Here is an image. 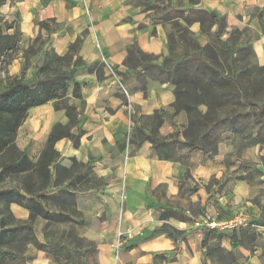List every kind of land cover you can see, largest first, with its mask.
Segmentation results:
<instances>
[{
  "label": "crops",
  "instance_id": "0c3cea01",
  "mask_svg": "<svg viewBox=\"0 0 264 264\" xmlns=\"http://www.w3.org/2000/svg\"><path fill=\"white\" fill-rule=\"evenodd\" d=\"M12 2L13 5L10 6V1L8 9H14L19 14L18 32L24 48L35 39V20L53 19L60 30L51 31L50 34L41 31L43 37L49 39V49L63 57L68 53L69 45L80 38L82 43L78 56L87 67L96 65L91 71L86 70L85 66L77 69L74 80L80 84L79 95L73 97L72 88L65 96L57 94L58 97L51 101L30 109L29 117L23 121V125L32 132L29 138L33 143L24 152L35 163L52 127L56 123L66 125L67 122L65 112L54 110L53 102L68 97L69 103L77 109L80 124L71 133L76 135L80 132L78 145L74 146L68 138L54 144L59 158L51 167L50 184L42 194L56 200L59 196L73 195L74 209L79 215H71L69 221H57L48 228L46 220L41 217L32 223L35 239L40 244L60 243L61 252L70 253L71 260L58 256L50 247L37 250L30 245L27 253L32 255L21 264H71L74 257L77 264H155L157 257L166 259L157 264H202L199 243L204 230L193 227L192 219L195 217H190L186 211L188 208L182 210L190 218L189 222L184 223L173 218L161 221L159 215L149 213L147 209L177 210L180 209L175 204L178 201L198 203L199 207L207 209V200L213 196L211 191L208 193L204 189L213 176L221 177L225 171L222 163L228 154L225 145L219 143L218 152L211 159L198 152L192 154L188 165H185L160 160L149 142L141 143L136 148L141 158L135 163V179L143 185L138 189L141 202L145 198L149 202L138 213V218L129 221L127 229L119 223V218L124 215L120 202L127 201V182L131 170L127 163L116 164V160L122 151L119 147L121 141H124L125 147L130 143L128 129H131V138L136 134L135 123L132 122L134 116H151L157 110L171 112L170 105L174 102V87L171 83L149 76L148 70L142 66L134 69L126 63L129 47L135 45L143 54L154 57L150 64L162 66L169 56L167 46L171 28L170 22L163 19L164 16L179 10L186 16L193 10L217 14L221 11L219 0ZM261 3L264 0H255L253 7L258 9ZM224 19L225 34L222 40L229 38V32L240 31L243 27L239 15L225 14ZM188 30L200 46L208 43L209 39L201 33L198 22H193ZM216 30V26L211 29L212 32ZM83 31L84 35L81 34ZM261 51H264V45H257L255 54L258 57ZM187 168L191 175L188 180L192 185L196 184L197 191L180 197L178 185L183 181ZM92 181L96 184H91ZM160 188L165 193L167 204L158 202L160 198L156 192ZM219 199L222 201L224 198ZM42 204L49 213L67 214L57 202ZM219 206L227 211L223 203ZM8 211L20 222H26L30 214L27 208L16 203L8 205ZM127 215L131 216V213ZM164 222L182 232L175 242L163 234H149L156 225ZM72 230L77 236L69 240ZM11 264L18 263L13 261Z\"/></svg>",
  "mask_w": 264,
  "mask_h": 264
},
{
  "label": "trees",
  "instance_id": "16d2710c",
  "mask_svg": "<svg viewBox=\"0 0 264 264\" xmlns=\"http://www.w3.org/2000/svg\"><path fill=\"white\" fill-rule=\"evenodd\" d=\"M43 1V0H42ZM4 0H0V6ZM215 12L193 10L190 15L186 16L183 11H174L169 15L164 16V20L170 22L171 28L168 33L169 56L165 58L162 66H154L153 64L144 65L140 59L135 58L137 55L142 58H150L151 56L143 54L135 45L129 50L126 63L130 67L142 66L144 69L151 71L152 68L157 69V78H161L165 82L173 85L174 102L170 105L171 112L164 110L154 111L151 116H141L140 118L149 121L150 131L143 132V129H136V135L131 138V143L136 148L143 142L147 141L151 144L152 150H155L156 156L160 160L174 161L181 164L188 165V159L193 153H200L203 157L211 159L218 152V144L221 143V136L228 131L230 119H238L239 115L229 114L227 111H236L243 107L247 102V96L244 93L243 87L239 79L235 76L232 65L235 64L234 56L239 48L231 47V44L236 40L232 39V35H239L240 31L229 32L230 39H223L225 34V19L220 17L219 23L215 18ZM47 21L54 22L53 19ZM198 22L200 31L205 34L209 41L205 46H200L195 36L188 30V26ZM42 25V22H40ZM216 26L217 30L212 32V27ZM7 29H11L8 27ZM41 30L46 28L41 27ZM18 36L19 32L17 30ZM8 36L10 38L14 37ZM4 39L5 36L1 35ZM40 40L36 38L35 41ZM82 40L79 38L74 43L69 45L68 53L63 57L56 55V59L60 61H72L77 55V46ZM49 43V40H48ZM217 49H224L227 53V68L221 69L219 62H217L215 54ZM180 51V54L178 53ZM4 51V46L0 45V52ZM32 47L29 46L25 52H31ZM153 60V59H152ZM84 65L81 57L74 60L71 69L57 72L54 75L44 78H36L26 81L23 78L13 77L9 80L8 86L3 91H0V157L7 156V162L0 163L2 172L12 173L14 175H22L23 180H27L28 184L22 189L15 191V198L10 195H5L7 210L8 205L16 203L20 207L27 208L30 211L29 218L26 222H20V230L33 231L32 223L37 217L46 220V228L57 221H69L70 216L77 215L74 209L75 202L73 195L59 196L57 200L48 198L42 193L48 188L51 177V167L59 158V153L54 150V144L61 139H70L74 146L78 145V137L80 132L76 135L71 133V130L78 127L79 120L77 119V109L69 104V98L63 97L53 102V108L57 111H64L67 117L66 125L56 123L47 137V141L43 150L40 152L37 161L33 163L24 152H20L15 145V136L19 124L23 122L28 116L30 109L38 105L49 102V99L55 98L57 94L65 96L69 88H72V95L76 97L80 92V84L74 80L75 71ZM96 67V65L93 66ZM252 77V76H251ZM38 85V87H36ZM194 93L208 94L211 98L214 108L209 112H202L197 114L192 109V104L186 103L181 106V101H188L193 98ZM184 114L186 124L182 126L181 139L183 141L169 139L167 137L159 138L157 136L158 129L165 123V117L173 118ZM176 147H183L185 153L176 158H172L171 151ZM190 171L187 168L184 179L178 185V193L180 197L184 195H192L196 193L197 189L187 188L184 190L188 193H181L183 183L190 179ZM23 192L24 195L21 193ZM28 196V197H26ZM47 201L54 204L57 202L62 210L70 208L67 214L49 213L43 207L42 202ZM192 207H198L197 211H188L190 217H197L204 212L201 211L198 203H191ZM186 211L180 209L164 210L159 214V220L167 221L173 218L179 222H189L190 218L185 214ZM9 212V211H8ZM11 214V213H10ZM12 215V214H11ZM14 229L11 233H16ZM205 232V231H204ZM208 233H218L216 230L208 231ZM70 234V233H69ZM156 234H163L174 242L178 237H181L182 232L176 230L173 226L163 223L160 228L152 232V236ZM74 239V238H73ZM32 245L37 250H44L50 247L55 254L63 256L66 260H71L70 253H62L60 250L61 244L58 242H47L40 244L35 236H31ZM176 250V247L175 249ZM226 253V252H225ZM227 255L230 252L226 253ZM9 253H5L0 249V264H3ZM15 261L14 258L11 263ZM166 261V260H164ZM24 262V259L20 261ZM232 264V263H228Z\"/></svg>",
  "mask_w": 264,
  "mask_h": 264
},
{
  "label": "rangeland",
  "instance_id": "374dc122",
  "mask_svg": "<svg viewBox=\"0 0 264 264\" xmlns=\"http://www.w3.org/2000/svg\"><path fill=\"white\" fill-rule=\"evenodd\" d=\"M9 3L10 6L13 5L12 0H4L0 6V33L6 37L0 38V45L4 46V51L0 52V91L7 88L9 80L13 77L30 81L71 69L74 60L79 58L78 54L82 42L77 46L75 59L70 62L57 60L56 54L49 49V39L41 34V27L55 32L60 30V26L47 20H35L37 33L34 38H40V40L35 41L34 39L29 45L32 47V51L25 52L29 46L24 48L17 33L19 14L14 9H8ZM8 27L11 29H7ZM13 34H15L14 37H8ZM81 34L84 35L85 32L83 31ZM232 39L236 40L231 44V47L239 48L234 56L236 63L232 65V68L235 76L242 84L247 102L239 110L227 111L229 114H240V116L238 119H230L227 126L228 131L221 136V142L228 150V154L222 162L225 171L221 177L213 176L208 182L204 191L206 190L208 193L211 191L213 197L207 200V209L201 207L200 209L201 211L208 210L207 214L225 221L241 216L250 225L224 230L223 234L208 233L207 230H204L203 239L199 243L203 256L201 262L202 264H228L229 262L232 264H264V231H260V229H264V71L259 70V67L264 65V51L260 52V57L255 54L257 63L252 65L244 57V54L240 53L241 47L244 46L241 36L232 35ZM132 48L130 46L129 50ZM239 53L240 55H238ZM215 57L222 70L227 68L225 62L227 53L224 49H217ZM135 58L140 59L142 66L150 65L154 59L153 56L142 58L139 55ZM82 66H85L88 71L93 70V66L87 67L85 64ZM135 67L134 64L132 68L135 69ZM147 74L151 77H157L158 72L156 68H152L151 71H147ZM52 99L54 98L49 99V101ZM29 114L30 111L27 118ZM140 117L136 115L132 120L136 129H143L144 133L149 132V121ZM166 121V124L158 129L157 136L182 142L181 128L186 124L184 114L173 118L167 117ZM19 125L15 136V145L20 152L24 153L26 147L33 145L29 138V134L32 132L23 125V122ZM129 142L132 144L131 139ZM184 153L183 147H176L171 151V156L176 158ZM28 158L32 161L30 156ZM7 160V156L0 157V163L7 162ZM27 184V180L24 181L22 175L9 174L0 169V249L11 254V256H7L3 264H11L13 258L18 264H21L22 259L25 260L32 255L28 254L27 251L30 245L33 246L31 236L34 237L35 232L19 229L21 223L8 212L5 199V195L15 198V191L22 189ZM91 184L94 185L96 182L92 181ZM193 187L197 188L196 184L194 186L191 181L186 180L183 183L181 193H188L184 190ZM156 193V196L160 198L159 204H167L163 189L160 188ZM221 197L224 198L222 201L219 199ZM221 203L224 204L227 211L220 208L219 204ZM175 204L180 206L181 211L187 207L195 212L198 208L192 207L188 201H178ZM70 211V208L66 209V213ZM78 215L77 213L76 216ZM160 227L161 225H156L149 234ZM14 229L17 232L13 234L11 231ZM76 236L77 233L72 230L68 239L73 240ZM225 252H230V254L227 255ZM163 260L166 259L157 257L155 264ZM77 262L74 257L71 264H77Z\"/></svg>",
  "mask_w": 264,
  "mask_h": 264
},
{
  "label": "clouds",
  "instance_id": "9594fccd",
  "mask_svg": "<svg viewBox=\"0 0 264 264\" xmlns=\"http://www.w3.org/2000/svg\"><path fill=\"white\" fill-rule=\"evenodd\" d=\"M255 0H219V7L221 11L217 12L216 19L220 23V17H224L225 14L239 15L240 24L243 26L240 31V36L243 41V47L240 49V53L244 54V57L250 61L252 65H256L257 58L255 55V48L257 45H264V3L259 5V8L253 7ZM231 42V37L229 38ZM240 53L238 55H240ZM259 70L264 71V65L259 67ZM38 87V85L36 86ZM176 98L173 97V100ZM192 104L191 111H195L198 115L202 112H209L214 108V104L208 94L194 93L193 98L188 101H181V106L184 104ZM129 137L131 139V129H128ZM119 147L122 149L120 152L116 164L121 162L127 163L130 168V176L127 182V201L120 202L123 204L122 211L124 215L119 218L120 225L127 229L128 223L133 218H138V213L145 209L146 204L149 202L145 198L143 202L140 200L139 188L143 187L135 179V163L138 158H141L140 152L136 150V146L128 144L124 146V141H121ZM149 213L155 212L158 216L163 209H147ZM131 213V216L127 214ZM264 231V229H260Z\"/></svg>",
  "mask_w": 264,
  "mask_h": 264
},
{
  "label": "built area",
  "instance_id": "2783aa9c",
  "mask_svg": "<svg viewBox=\"0 0 264 264\" xmlns=\"http://www.w3.org/2000/svg\"><path fill=\"white\" fill-rule=\"evenodd\" d=\"M121 90L122 87L120 86ZM122 200H125V197H122ZM193 221V227L197 230H207V231H213L216 230L218 232L223 233L224 230L228 229H234L236 227H246L249 226L250 223L245 220L244 217H235L233 220H220L216 217H212L211 215L207 213H203L198 215V217H195L192 219Z\"/></svg>",
  "mask_w": 264,
  "mask_h": 264
}]
</instances>
